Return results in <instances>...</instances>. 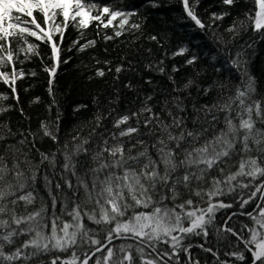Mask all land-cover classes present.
I'll use <instances>...</instances> for the list:
<instances>
[{"label":"snow or ice","instance_id":"6c2138e0","mask_svg":"<svg viewBox=\"0 0 264 264\" xmlns=\"http://www.w3.org/2000/svg\"><path fill=\"white\" fill-rule=\"evenodd\" d=\"M173 2L182 6L174 25L191 22L211 46L192 51L186 35L169 54L172 36L149 34L163 51L145 49V62L133 47L149 15L140 8ZM199 3L0 0V82L16 102L0 93V117L15 109L28 121L14 128L0 119V264H264V90L251 72L264 42V0H251L223 31L217 21L228 9L205 24ZM93 24L104 42L135 39L118 64L92 57L105 67L89 79L111 74L110 90L93 96L90 118L63 131L54 80L71 59L62 53L97 46L86 39ZM70 28L78 35L64 47ZM42 45L50 48L43 71L51 103L33 129L19 106L16 83L26 73L17 63L36 56L43 64ZM176 57L181 66L166 63ZM187 66L191 74L177 78Z\"/></svg>","mask_w":264,"mask_h":264},{"label":"trees","instance_id":"16d2710c","mask_svg":"<svg viewBox=\"0 0 264 264\" xmlns=\"http://www.w3.org/2000/svg\"><path fill=\"white\" fill-rule=\"evenodd\" d=\"M137 2L135 5L140 6L143 3V0H136ZM168 0H164L166 3ZM103 2V0H101ZM245 0H237V3L234 5V9L239 8L238 15L242 12H245ZM213 4V6H216L217 3H219V6L221 5V0H200L199 6L197 7V13L201 17L202 21L205 22V24L209 23V19L207 18V11L209 4ZM251 7L252 3L250 1ZM223 7V6H222ZM217 8V7H214ZM148 20L145 26L144 30V36H141L139 40H135V43L133 47L139 49V52L141 56L145 57V62H147V54L145 52V49L151 48L153 53L156 56L162 55V51L155 42L149 41L145 39L147 34H157L159 33L162 37L165 33H168L172 36V38L168 41V43L165 45V47L168 49L169 54L174 51L178 45L179 42H187L184 40V37L186 35H190L193 38V45L194 48L199 49L200 51L205 50L207 47H210V41L208 38L204 35H202L199 30L196 32H192L193 25L191 22L188 24H185L183 26L181 25H174V20L176 19L177 15L182 14V6L179 4L173 2L171 7H161L159 9H147ZM143 13V12H142ZM237 13V12H236ZM156 16V17H153ZM160 17V18H159ZM155 18L156 20L151 22ZM133 19H138L134 17ZM219 24V23H217ZM87 33L86 39H97V46L93 49H88L86 52H77L73 50L72 52H64L62 53V56L64 58L71 57L70 61L67 64H61L60 67L57 70V74L54 80L53 84V90L56 96V99L59 102V108L60 111L63 113V118L61 120V127L63 131L69 130L73 125L77 124L81 120H85L90 118L92 111H94L93 105L88 103V100L90 98L86 97L87 90L84 89V87H88L92 83H88L89 78L87 76H94L95 70L97 65L93 63V56L100 57L101 60L109 59L113 61V65L120 63V56H123L125 54H128L131 49L129 47V41L134 40L133 37L128 41V39L123 38H117L112 41L104 42L102 39L98 38L96 36V28L93 24L89 27V29L85 30ZM108 34H112V28H109L105 30ZM220 31H223V29L220 27ZM149 32V33H148ZM77 32L75 29L70 28L65 33V41H64V47H67L71 44L73 40L77 38ZM139 35V34H137ZM247 37H245L246 39ZM83 43V41H81ZM39 43V42H36ZM197 45L204 46L197 47ZM107 48L108 52L105 53L104 49ZM41 55L44 56V63L42 64L39 57H32L30 61H26L23 65L17 63V68H23L26 75L23 79L18 80L16 83V90L17 94L20 97V104L19 106L22 107L27 115V117H30V123L31 127L35 129L39 121L42 119H45L49 114L47 112L46 106L51 103V97L48 94V74L43 71V68L45 65H48L50 62L47 58V53L50 52V48L47 46H41L40 48ZM256 54L258 55V58L254 61L252 64L254 71L256 72V75L258 76V81L260 84L264 86V42H261L256 49ZM129 59H135L136 57L134 55H129ZM253 58V57H252ZM21 59H23V56H21ZM175 62V61H174ZM173 60H166V63L171 66V64L174 63ZM176 63V62H175ZM84 65H90L88 68H85ZM199 65H197L198 67ZM30 71H35L37 73L36 76H31L27 73ZM192 67H182L181 72L177 74V78L183 75L191 74ZM108 77L104 80L106 81ZM122 80L125 79V77H121ZM103 79L98 81L97 79L93 80L94 82H99L95 84L96 86L93 87L96 90L93 91V95H96L98 92L109 91V84L104 85ZM109 81V80H108ZM112 82V78L111 81ZM86 83V85H85ZM94 85V84H93ZM92 87V86H90ZM101 88V90L99 89ZM27 89V91H26ZM99 90V91H98ZM0 93L8 94L10 99L8 101H5V104H13L15 105V100L11 98V89L3 85L2 82H0ZM39 97L40 103H32L34 98ZM91 97V96H90ZM88 99V100H87ZM92 103V102H90ZM79 104H86L88 105L87 110H81L80 113H73V108L76 105ZM56 109L53 108L52 110V116H55ZM3 118H10L11 122L13 124V127L15 128L18 123L23 122L22 126L27 127L28 121H24V118L21 117L18 111L15 109L9 113L6 114V117H0V119ZM48 145L45 144L44 147H47ZM91 264V262H90Z\"/></svg>","mask_w":264,"mask_h":264},{"label":"rangeland","instance_id":"374dc122","mask_svg":"<svg viewBox=\"0 0 264 264\" xmlns=\"http://www.w3.org/2000/svg\"><path fill=\"white\" fill-rule=\"evenodd\" d=\"M250 1L251 0H245V2H244V5H245V7H246V9H245V11H248L250 8H252L251 7V4H250ZM137 1L136 0H123V4L122 5H118V6H132V5H135V3H136ZM166 3H167V1H166ZM213 4H215V3H210L209 4V7H208V11H207V18L209 19V17H210V15H211V13H213V12H217V13H219V12H222V11H224L226 8L228 9V11L231 13L229 16H226L225 18H224V20L223 21H217V23H219V25H220V27L222 28V29H224V28H226V27H228L231 23H232V21H233V19L235 18V17H237L238 16V13H239V11H238V9L239 8H236V9H234L235 7H234V5L231 7V8H228V6H224V5H220L219 6V3H217L216 4V6H213ZM223 6V7H222ZM214 7H217V8H214ZM140 11L141 12H145V11H147V9L146 8H144V7H141L140 8ZM237 12V13H236ZM153 17H156V16H153ZM160 18V17H159ZM153 20L151 21V22H153V21H155L156 19L155 18H152ZM149 33V32H148ZM149 34H152V33H149ZM149 34H147L146 33V35H149ZM119 38H123V39H128V41L130 40V39H132L133 37L131 36V35H128V34H126V35H124V36H121V37H119ZM186 43V42H185ZM190 49L192 50V51H195V52H201L199 49H197V48H194L193 47V45H190ZM258 58V55L256 54L253 58H252V64L254 63V61L256 60ZM97 59H101L100 57H97ZM176 63H175V62ZM173 62L179 67V66H181L182 64H183V62H184V57H176L174 60H173ZM93 63H95L96 64V61L93 59ZM251 64V72L253 73V75H255L256 77H257V79H258V76L256 75V72L254 71V69H253V65ZM97 65V64H96ZM199 65V64H198ZM90 66V65H89ZM98 67H105L103 64H100V65H97V67L96 68H98ZM90 76H87V78H89ZM108 77V79L106 80V81H104L106 78ZM111 78H112V75L111 74H109V75H106L104 78H95V79H97L98 81H100V80H102L103 79V81H104V83H103V86L104 85H108L109 83H111L110 81H111ZM95 79H89L88 80V83L90 84V83H92L91 85H89L88 87H84V89L85 90H87V95H86V97H88V98H90L89 100H88V103L91 105L92 103H90V102H92V98H93V92H92V89H93V91H95L96 89L95 88H93V87H95L96 85L95 84H97V83H99V82H94L93 83V80H95ZM109 80V81H108ZM94 84V85H93ZM259 84H260V82H259ZM85 85H86V83H85ZM90 86H92V87H90ZM260 87H261V89L262 90H264V86L262 85V84H260ZM100 90H101V88H99ZM99 91V90H98ZM91 96V97H90Z\"/></svg>","mask_w":264,"mask_h":264}]
</instances>
